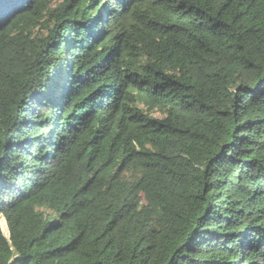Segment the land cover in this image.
Returning <instances> with one entry per match:
<instances>
[{
    "label": "trees",
    "instance_id": "1",
    "mask_svg": "<svg viewBox=\"0 0 264 264\" xmlns=\"http://www.w3.org/2000/svg\"><path fill=\"white\" fill-rule=\"evenodd\" d=\"M0 264H264V0H0Z\"/></svg>",
    "mask_w": 264,
    "mask_h": 264
},
{
    "label": "rangeland",
    "instance_id": "2",
    "mask_svg": "<svg viewBox=\"0 0 264 264\" xmlns=\"http://www.w3.org/2000/svg\"><path fill=\"white\" fill-rule=\"evenodd\" d=\"M154 116L157 117V118H162L163 115L160 111H155L154 112ZM2 226H3V230L6 234V236H9V232H8V228H7V225H6V222L4 220H2Z\"/></svg>",
    "mask_w": 264,
    "mask_h": 264
}]
</instances>
